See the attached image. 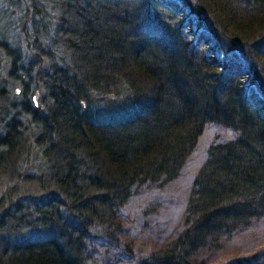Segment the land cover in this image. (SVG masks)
<instances>
[{"label": "trees", "instance_id": "obj_1", "mask_svg": "<svg viewBox=\"0 0 264 264\" xmlns=\"http://www.w3.org/2000/svg\"><path fill=\"white\" fill-rule=\"evenodd\" d=\"M3 1L21 30L0 40V178L24 180L29 205L0 216V263L91 264L88 241L120 244L119 213L174 183L214 123L234 137L209 145L182 229L137 264H264V248L228 252L264 223V0Z\"/></svg>", "mask_w": 264, "mask_h": 264}, {"label": "rangeland", "instance_id": "obj_2", "mask_svg": "<svg viewBox=\"0 0 264 264\" xmlns=\"http://www.w3.org/2000/svg\"><path fill=\"white\" fill-rule=\"evenodd\" d=\"M0 10L3 12L0 14V17L6 26L4 30L7 35V38H5L7 40L1 37L0 40L7 41L9 43L14 40V36L16 37L20 34V31L18 30L19 28H16L18 24L14 25V23L12 24L10 22L11 15H14L15 11L9 9L7 7V3L3 0H0ZM187 12V8H181L178 12V17L179 19L186 18L185 31L189 33L190 40L196 38L198 41H201L202 44H200V47L208 51L209 58L215 63L219 71L221 73H226V67L229 66V62H227L228 59H226L217 48L211 34L208 32L202 34L195 33L194 27L196 17L194 14L187 15ZM232 56L235 59H238L236 54H232ZM241 61H244V59ZM236 62L237 61L234 63ZM7 63L5 54L0 51V73L2 75L4 74L2 70H4V68L7 69ZM243 67H248L246 62ZM241 74L244 75V78L240 80L243 84H246L250 76V72L248 69L245 71L241 70ZM232 137H234V132L231 129L214 123L207 124L198 139L197 145L185 162L175 182L160 191L154 188L140 191L127 203L123 211L119 213L122 219V231L120 229V232L116 235L119 238L120 244H108L107 246L101 242L102 240H100V238L88 241L91 243V251L89 250V257L91 258V261L93 260L91 264H137V258L146 255L152 250H156L166 240L173 237L178 231H180L183 227L186 194L189 191L198 168L206 157L209 145L215 141L227 140ZM32 173H34V169H32ZM23 181L24 180L15 182L14 179L8 178V176L0 178V216L4 217V210L7 209V212H9L11 211L10 209L15 208L19 199L20 201L18 204L29 205V202H27L29 200V191L27 190L25 193L22 192L23 188H21V186ZM26 183L31 185L29 181H26ZM18 206L20 207V205ZM251 231H255L257 233V237L255 239L251 238L248 240L250 238L246 237L248 233L238 235L236 239L231 241V244L228 247V252H232L235 248L247 250L261 247L263 249L264 223H261L260 226L251 229ZM94 233L95 232L93 231V234ZM252 240L255 241L251 242ZM123 245H127L132 248V255H129L128 252H126V254L124 253L125 251L120 249ZM227 257L228 255L225 254L222 258Z\"/></svg>", "mask_w": 264, "mask_h": 264}]
</instances>
